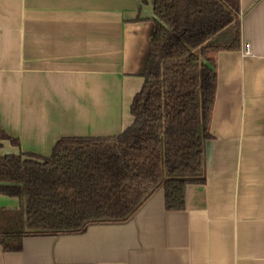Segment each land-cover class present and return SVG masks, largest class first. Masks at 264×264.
Here are the masks:
<instances>
[{"label": "crops", "instance_id": "1", "mask_svg": "<svg viewBox=\"0 0 264 264\" xmlns=\"http://www.w3.org/2000/svg\"><path fill=\"white\" fill-rule=\"evenodd\" d=\"M241 48L218 54L204 185L168 211L158 190L129 220L0 245V264H264V0H240ZM154 0H0V156H50L64 137L134 123ZM249 44L250 50L245 52ZM0 194V211H18Z\"/></svg>", "mask_w": 264, "mask_h": 264}, {"label": "trees", "instance_id": "2", "mask_svg": "<svg viewBox=\"0 0 264 264\" xmlns=\"http://www.w3.org/2000/svg\"><path fill=\"white\" fill-rule=\"evenodd\" d=\"M155 28L134 123L113 137H64L50 156H0V245L27 236L81 234L93 223L131 219L160 189L168 211L186 208L190 185H204L205 144L222 51L241 48L240 0H154ZM18 139L0 131V141Z\"/></svg>", "mask_w": 264, "mask_h": 264}, {"label": "built area", "instance_id": "3", "mask_svg": "<svg viewBox=\"0 0 264 264\" xmlns=\"http://www.w3.org/2000/svg\"><path fill=\"white\" fill-rule=\"evenodd\" d=\"M249 50H250V45H249V44H247V45L245 46V52H246V53H248V52H249Z\"/></svg>", "mask_w": 264, "mask_h": 264}]
</instances>
